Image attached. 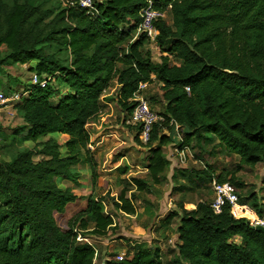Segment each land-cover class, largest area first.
<instances>
[{"label":"trees","instance_id":"obj_1","mask_svg":"<svg viewBox=\"0 0 264 264\" xmlns=\"http://www.w3.org/2000/svg\"><path fill=\"white\" fill-rule=\"evenodd\" d=\"M148 1L95 0L93 15L69 4L45 8L33 0H0V79L5 66L31 61H37L32 69L40 76H54L46 87H29V95L14 105L25 124L3 142L7 151L26 140L35 147L17 148L9 160H0V264H94L95 248L78 242L75 223L82 218L83 228L94 223L93 231L104 233L114 219L104 213L103 200L89 198L74 223L60 226L58 215L80 198L61 183L78 181L80 163L96 174L87 126L113 83L129 113L141 83L162 84L164 120L143 144L155 183L170 166L163 147L173 141L161 129L176 125L188 131L180 148L193 139L212 143L217 138L240 156L236 169L217 175L209 168L175 172L183 179L180 191L208 188L214 177L235 191L244 189L237 171L264 162V0H152L172 14V23H156L160 61L152 59L144 35L134 36ZM55 133L66 140L61 142ZM36 152L41 160H35ZM132 182L139 190L147 188L146 180L133 177ZM236 192L240 201L264 212L256 192ZM115 205L136 213L124 193ZM190 207L182 204L175 264H264V231L236 218L229 204L219 213L205 201ZM177 216L179 212H171L164 223L172 224ZM238 236L241 241L234 240ZM133 250L125 257L111 254L105 264H163L158 246L136 243Z\"/></svg>","mask_w":264,"mask_h":264},{"label":"rangeland","instance_id":"obj_2","mask_svg":"<svg viewBox=\"0 0 264 264\" xmlns=\"http://www.w3.org/2000/svg\"><path fill=\"white\" fill-rule=\"evenodd\" d=\"M33 1L45 8L59 4L68 5L66 0ZM165 14L166 20L172 23V14L169 8ZM134 36L135 38L139 37L137 32ZM147 48L150 49L153 60H161L162 52L159 48L150 45V43L146 44ZM3 51L6 52L5 47ZM171 61L177 62L174 57L171 58ZM36 63L37 61H31L26 65L18 63L5 66L7 71L0 79L2 83L0 89L8 96H12L16 90L22 92L31 87L33 73L31 70ZM13 77L16 78L15 82H13ZM61 89L62 93L67 91L65 86H62ZM142 92L151 108L161 115L165 111L162 84L155 80L148 84ZM118 93L119 86L113 83L105 92L101 111L91 119L87 126L91 134L89 148L97 163L96 174H93L87 163H80L77 166L81 171L78 181L73 183L67 180L62 181V186L71 187L79 194L80 198L70 204L64 214L58 215V223L62 227H68L69 224L75 222L79 214L83 213L89 198H98L104 202V213L112 215L113 227L104 233H95L93 231L94 223H90L87 228L80 225L82 218L78 220V223H75L78 242L95 248L94 264H105L111 254L125 257L134 251L133 246L136 243L160 247L163 264H175L174 260L178 257L179 252L178 245L181 243L178 225L183 214L182 204L185 208L191 209L190 204L195 205L201 201L213 203L217 198L213 189L215 177L208 188L184 192L179 190L183 179L176 178L175 172L209 168L217 175L222 171L236 169L240 162V156L231 153L217 138L212 143H198L197 139H193L189 144L190 149L186 153L185 161H180L178 148L188 131L182 126L172 130L161 129L171 135L173 141L163 147V152L170 160V166L164 171L161 182L155 183L147 168L149 149L141 143L142 140L137 139L139 127L129 123L130 113L124 110L118 101ZM58 97L55 96L54 100H57ZM19 101L17 99L9 100L0 109L1 161L9 160L10 153L17 148L35 147V143L31 140H26L23 143L16 142V148H12V151H7L3 147V142L8 143L12 134L25 124L14 107ZM24 134L25 132L17 136L19 138ZM53 135L61 142L66 140V137L59 133ZM45 139L42 138V140ZM34 158L38 161L43 156L36 152ZM237 176L245 182L246 187L236 191L244 195L256 192L255 199L258 205L264 204L262 202L264 200V162L243 166L240 171H237ZM133 177L146 180L147 188L139 190L132 182ZM122 193L131 198L136 208L135 214L126 213L115 205ZM173 211L179 212L180 216H177L172 224H165L164 218ZM234 240L238 241L239 238L235 237Z\"/></svg>","mask_w":264,"mask_h":264},{"label":"built area","instance_id":"obj_3","mask_svg":"<svg viewBox=\"0 0 264 264\" xmlns=\"http://www.w3.org/2000/svg\"><path fill=\"white\" fill-rule=\"evenodd\" d=\"M66 2L72 6L86 8L88 9V12L93 15L97 13L95 0H66ZM166 11L167 9L163 10L161 8H157L154 2L149 0L140 12L141 20L136 30L137 36L144 35L148 39L149 43L156 48H159L157 43L159 29L156 23L160 19H166ZM53 79L54 76L47 73L40 76L37 72H33L31 75L32 85L41 87H46L51 81H53ZM147 85L148 83L140 84L139 90L133 97V101L135 102L134 109L129 115V123L139 126L140 128V137L143 144L149 143L154 125L157 122L164 120L163 116L157 114L151 108L148 100L142 92ZM187 90H190V88L187 87ZM30 92V89L27 88L22 92L16 90L13 92L12 96H8L0 89V109H2L9 100H21L23 97L29 95ZM178 126L179 125H176V128H178ZM178 149L180 161H185L186 153L189 152L190 149L189 146H184L183 148ZM213 189L217 195L215 202L212 203V207L216 213L221 212L222 205L227 203L230 205L233 215L236 218H245L254 227L259 225L264 226V212L259 214L258 211L249 203H243L240 201L239 194L228 182L220 183L217 179H214Z\"/></svg>","mask_w":264,"mask_h":264},{"label":"water","instance_id":"obj_4","mask_svg":"<svg viewBox=\"0 0 264 264\" xmlns=\"http://www.w3.org/2000/svg\"><path fill=\"white\" fill-rule=\"evenodd\" d=\"M255 229L258 231H264V226L259 225V226H256Z\"/></svg>","mask_w":264,"mask_h":264},{"label":"crops","instance_id":"obj_5","mask_svg":"<svg viewBox=\"0 0 264 264\" xmlns=\"http://www.w3.org/2000/svg\"><path fill=\"white\" fill-rule=\"evenodd\" d=\"M137 37V36H136ZM151 45V44H150ZM159 49H160V47H159ZM161 50V49H160ZM27 64V63H26ZM26 64H22V65H26ZM31 71H33V70H31ZM34 72V71H33ZM150 84V83H149ZM148 86V85H147ZM21 119H22V117H21ZM64 136V135H63ZM263 203H264V200L262 201ZM236 238H239V240L238 241H241V238L238 236V237H236ZM180 241V240H179Z\"/></svg>","mask_w":264,"mask_h":264},{"label":"bare ground","instance_id":"obj_6","mask_svg":"<svg viewBox=\"0 0 264 264\" xmlns=\"http://www.w3.org/2000/svg\"><path fill=\"white\" fill-rule=\"evenodd\" d=\"M238 212H239V210H238ZM251 214V213H250Z\"/></svg>","mask_w":264,"mask_h":264}]
</instances>
